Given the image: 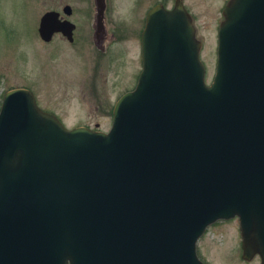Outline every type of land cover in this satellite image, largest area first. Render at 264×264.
Listing matches in <instances>:
<instances>
[{
    "label": "water",
    "instance_id": "1",
    "mask_svg": "<svg viewBox=\"0 0 264 264\" xmlns=\"http://www.w3.org/2000/svg\"><path fill=\"white\" fill-rule=\"evenodd\" d=\"M57 15L40 37L72 40ZM223 16L206 85L181 0L149 12L143 70L107 134L66 130L30 92L6 94L0 264H203L206 227L235 217L242 259L264 264V0H230Z\"/></svg>",
    "mask_w": 264,
    "mask_h": 264
},
{
    "label": "rangeland",
    "instance_id": "2",
    "mask_svg": "<svg viewBox=\"0 0 264 264\" xmlns=\"http://www.w3.org/2000/svg\"><path fill=\"white\" fill-rule=\"evenodd\" d=\"M60 0H0V102L4 91L32 88L38 105L58 115L67 128L107 131L115 101L135 86L140 70L139 34L145 9L156 0H108L107 39L98 48L93 30L83 27L82 0H64L78 26L73 43L56 36L43 43L40 16ZM152 1V3H151ZM172 7L174 0H165ZM228 0H183L202 43L201 59L211 82L216 64L217 29ZM115 24L112 26V24ZM112 36V38H111ZM238 219L221 221L197 243L205 264H259L241 259Z\"/></svg>",
    "mask_w": 264,
    "mask_h": 264
},
{
    "label": "flooded vegetation",
    "instance_id": "3",
    "mask_svg": "<svg viewBox=\"0 0 264 264\" xmlns=\"http://www.w3.org/2000/svg\"><path fill=\"white\" fill-rule=\"evenodd\" d=\"M158 2H160V0H156L153 4L156 5V4H158ZM82 3H83V6H82V10L80 12H82L84 15L91 16V19H89L88 17L84 18L86 21L83 23V27H85L86 29H91V30L94 31V29H95V23H94L95 0H82ZM59 4L60 5L57 6V7L58 8L61 7V10H62L63 7L65 5H67L68 3L64 2V0H60ZM154 5H152V6H154ZM104 6H105L104 20H105L106 19V14H107V9H108V0H104ZM149 8H148V10H149ZM111 24H112V26L115 25L113 23H111ZM77 29H78V26L76 25V29H75L74 32H76ZM111 38H112V36H111ZM93 39H94L95 43L98 41V36H96L95 33H93ZM106 39H107V33H106L105 27H104V33L102 34V39H101L102 42L101 43H103Z\"/></svg>",
    "mask_w": 264,
    "mask_h": 264
}]
</instances>
